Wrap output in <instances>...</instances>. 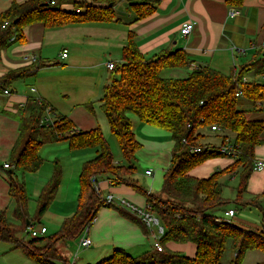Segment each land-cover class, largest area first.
<instances>
[{
    "label": "trees",
    "instance_id": "1",
    "mask_svg": "<svg viewBox=\"0 0 264 264\" xmlns=\"http://www.w3.org/2000/svg\"><path fill=\"white\" fill-rule=\"evenodd\" d=\"M114 1L25 0L18 3L10 0L8 7L0 12V54L9 45L24 43L22 31L32 24L58 28L78 23H120L114 10L117 2ZM226 3L239 8L243 0H226ZM157 4L158 0H128V10L134 16L130 23L150 16L156 11ZM63 5H71L72 10L63 9ZM40 68L7 72L0 78V92L7 90L14 80L30 76ZM164 70H181L186 75L181 79L162 77ZM110 71L109 82L103 88L99 101L100 109L125 165L114 164L110 147L98 127L89 131H73L74 124L63 117L51 127H44L40 124V118L45 106L34 102L28 115L17 120L18 137L10 151L13 169L7 173L8 196L14 203L13 222L7 219L5 211H0V242L20 249L25 257L36 264H56V261L65 264L61 256L57 255L55 243L78 239L83 228L92 224L97 212L103 207L117 209L148 234L140 219L124 209L106 205L96 195L91 178L111 174L119 183L133 184L145 195L146 203L164 228V235L159 241L162 250L158 252L154 248L138 257H131L124 250L116 249L109 258L96 264H221L228 242L234 253L230 264H241L249 251H259L264 264V213L259 229L236 225L219 215L229 204L222 198L221 178L237 172L240 181L235 205L256 206L264 210V190L259 205L255 203L254 197L250 200L242 198L253 171L254 150L264 144V120L247 118L248 114L264 111V84L246 83L243 78L249 71L264 76V58L255 59L236 74L232 71L225 75L207 66L190 69L188 56L182 50L163 51L146 59L134 42L133 33L129 31L127 42L121 50V61L113 64ZM236 93L249 101L252 108H239ZM84 107L89 113H94L92 103ZM130 115L136 116L143 124L170 134L173 143L170 163L159 192L147 194L135 183L122 179L127 173L136 172V153L142 148L132 132ZM211 126H217L220 130L216 133L221 137L219 146L200 143L204 138L201 132L209 131ZM48 131L58 141H67L71 150L96 148L98 154L82 165L75 214L63 222L56 234L25 242L17 235L26 232L32 221L27 211L28 197L24 184L15 179V174L36 173L41 168L43 160L39 151L45 144L42 136ZM230 133L233 134L232 139ZM228 144L232 145L233 154L227 157L220 153V148ZM194 147H199V151L193 152ZM224 157L233 159V162L208 178L196 179L189 175L192 169L206 161ZM60 183L61 172L56 166L36 200V219L45 214ZM218 217L221 218L219 222L216 221ZM169 242L192 243L195 246L194 257L187 258L169 251L165 248Z\"/></svg>",
    "mask_w": 264,
    "mask_h": 264
},
{
    "label": "crops",
    "instance_id": "2",
    "mask_svg": "<svg viewBox=\"0 0 264 264\" xmlns=\"http://www.w3.org/2000/svg\"><path fill=\"white\" fill-rule=\"evenodd\" d=\"M15 1L20 3L25 0ZM114 3V10L120 23H78L58 28H45L42 24L36 23L23 29L24 43L9 45L1 51L0 78L12 70L41 66L34 74L14 80L7 88L9 95L6 96L0 92V211H5L10 222H13L14 203L8 196L7 173L13 169L10 163V151L18 137V118L28 115L33 103L40 101L51 109L50 118L53 123L63 117L74 124V131H89L98 127L103 137L105 133L109 134V126L104 115V122L100 120V125L95 114H91L87 110L88 118L85 117L82 124L72 114L76 106H83L86 109L84 105L91 103V96L98 98L100 106L99 101L103 88L108 84L110 78V76H103L104 71L107 74L111 72L106 65L117 64L118 60L121 61V50L127 42L129 31L133 33L134 42L146 59L153 58L163 51L182 50L188 56L190 69L207 66L225 75L232 71L236 74V65L241 66L238 67L240 70L255 59L264 58V49L260 47L264 41V0H243L239 8L228 6L226 0H158L156 11L135 23H130L134 16L128 10V0H115ZM62 8L72 10L71 5H63ZM230 9H235L237 15L230 17ZM188 22L193 23V29L187 37L183 38L179 29L182 24ZM64 50L67 52V56L62 58L61 53ZM113 56H117L118 59L110 58ZM31 57H35L36 61L32 62ZM91 70L94 71L93 82L90 77V79H86L91 82L89 83L84 80L82 74H87ZM173 72L175 73L176 70H164L162 73L168 75ZM247 75L253 77L255 82L253 71H249L243 81L249 82L246 79ZM260 76L264 79V76ZM88 84H90V89L78 96L82 97L81 101L70 102L68 106L66 101H70L74 95L73 86H87ZM31 89L35 91L32 92ZM61 107H66L67 112H63ZM251 114L255 115L257 112ZM129 118L134 137L142 145V148L136 153V158L138 154L147 151L152 154L150 159L152 163L150 167L144 169L141 176L144 185H139L138 181L132 178L133 174L130 173L124 175L122 179L135 183L147 194L159 192L164 173L170 163L173 144L170 134L163 129L141 123L136 116L130 115ZM212 133L208 130L201 132L204 138L200 143L209 139V134ZM48 134L53 135L50 131L45 135ZM212 135L216 136L217 134ZM229 137L233 138V134L230 133ZM218 138L221 142V137ZM43 140L45 144L58 141L55 136ZM76 152L81 153L76 154L77 165L75 168L80 164L75 176L78 181L82 165L94 159L98 154V149L88 148ZM220 159L206 161L192 169L189 175L196 179H205L213 173L225 169L233 162L228 159L227 165L221 168ZM254 160V165L258 161L264 162V144L255 148ZM158 163L162 165L159 166ZM5 164L10 168L5 169L3 167ZM114 164L119 165L115 162ZM158 167H161L162 170ZM146 171H150L151 174L145 175ZM158 172H161V174L159 173L160 179H158ZM19 175L21 174H15L17 181L20 180ZM234 175L228 176L232 178ZM92 179H95L100 193L111 195L114 203L126 200L137 207H144L147 204L145 195L134 188L133 184L119 183L116 177L111 174L93 176ZM43 187L44 185L41 190ZM263 190L264 168L259 171L253 170L247 181L245 200L254 197L255 203L259 205ZM73 200L64 203L61 213L55 216V220L51 225L49 223V227L41 226L46 229V233L40 237L56 234L63 222L75 214L77 199L74 200L75 203L72 202ZM113 207L118 206L114 204ZM9 209L11 210L10 214L8 213ZM229 209H232L236 214L233 208H225L224 211ZM224 211L219 212V215L223 216ZM235 214L231 222L241 226L243 220H236ZM244 225L259 229L261 223L256 226ZM87 235L91 240V245L82 249L85 251L78 260L79 264H96L109 258L116 249L124 250L131 257H138L154 249L153 235H156V232L145 234L136 223L122 216L117 209L103 207L97 212L89 226ZM65 241L71 240L57 241L54 248L60 254L59 256L67 264H70L74 254H77L78 258V250L81 249H78V239L75 240L74 248L65 247L63 244ZM76 247L77 249L74 251ZM66 248L70 250L68 253L65 251ZM17 251L21 252L22 257L28 259L20 249L9 247V252ZM65 254L66 259L63 258ZM76 260L74 264H78ZM56 264L62 263L56 261Z\"/></svg>",
    "mask_w": 264,
    "mask_h": 264
},
{
    "label": "rangeland",
    "instance_id": "3",
    "mask_svg": "<svg viewBox=\"0 0 264 264\" xmlns=\"http://www.w3.org/2000/svg\"><path fill=\"white\" fill-rule=\"evenodd\" d=\"M8 2H9V0H0V12H2L3 10H5L8 7V5H9ZM116 57L117 56H113L110 58H115L117 60L118 58H116ZM119 62L120 61L118 60L117 63H119ZM238 67H241V66L236 65L237 72L239 70ZM104 72H105L103 75L104 77L110 76L109 73L107 74L106 71H104ZM184 72L185 71L177 70L175 73L174 72L169 73L168 75L166 73H162L161 76L162 77H173L175 79H181V78L185 77V75H186ZM93 75H94L93 70L88 71L87 74H82V76L85 78L84 80L90 79V77H91L90 80L92 82H93V80H92ZM99 75L96 77L98 78ZM254 77H255L254 79H255L256 83L264 84V79L260 75H254ZM246 79H247V81H249L246 83L254 82L253 77H251L250 75H247ZM86 81H88V80H86ZM88 82L91 83L90 81H88ZM73 87H74V95L71 97L70 101H66L68 106H69L70 102L72 103L74 101H77V102L81 101L82 97H78V96L81 95L82 93H85L88 89H90V84H88L87 86L74 85ZM91 87H92V84H91ZM91 99H92V101H90V102L92 103L95 118L97 119V121L101 125L100 120H102L104 122V117H103L102 111H101L99 103H98V98H96L95 96H91ZM63 102H65V101H63ZM238 106H239V108H242V109H251L252 108V104L242 97L238 98ZM74 109H75V111L73 112L72 115L78 120V122L80 124H82L84 121V118L85 117L88 118L89 113L86 111V109L83 108V106L82 107L76 106ZM61 110L63 112H67L66 107H61ZM69 110L70 109L68 107V111ZM247 118L249 120H252V119L264 120V112H257V114H255V115L248 114ZM105 124H106V121H105ZM73 131H74V129H73ZM108 132H109V134L108 133L104 134V139L110 147L114 162L116 164H119V165H125V162H124V160L120 154V151L118 149L117 143H116L114 137L111 135L109 129H108ZM212 134H214V133H212ZM212 134H209L210 138L201 144L202 145L218 146V144L220 143V140L218 138L219 136L217 134L216 135L217 137H216L215 135H212ZM53 137H54V135H52V134L42 136L43 139H45V138L51 139ZM93 150H95V149H93ZM76 151L77 150L69 149L67 141H57V142L52 141V142L46 143L41 147V149L39 151V156L43 160V164H42L41 168L34 174L33 173H27V174H23V175L21 174L22 176L21 175L18 176V178L20 179L19 181H22L24 183L25 192H26V195L28 197V205H27L28 215H29L30 220L32 221L33 229L36 230L37 232H39L42 225L49 227V223H50V225L52 224V222L55 220V216L61 213V208L65 202H70L73 199L76 201V199H77V196L79 193V188H78L79 183H78V181H76L77 178L75 179V176H76V171L79 169L80 164L77 166V168H75L77 165L76 154H81V153L76 152ZM81 156H83V155H81ZM151 157H152V154H150L147 151H144L141 154L137 155L136 173L133 174L132 178L134 180H137L139 185L140 184L144 185L141 176L143 175L144 169L146 167L147 168L150 167V164L152 163V161H150ZM139 158H140V160H139ZM228 159L233 160V159L227 158V157L220 159L221 160L220 161L221 168L227 165L226 161H229ZM158 164H159V166L162 165L161 163H158ZM56 166L59 167L60 172H61V183H60V186H59L58 191H57L58 193L56 194L53 202L51 203V205L49 206V208L47 209L45 214L43 216H41L40 218L36 219L35 217H36V208H37V202H36L37 197L41 191L42 185H45V183L48 182V180L52 176V173H53L54 168ZM158 168L160 170H162L161 167H158ZM159 173L161 174V172H158V179H160ZM238 174H239V172H237L232 178H229L228 175H225L221 179V182L223 184L222 198L224 199V201L229 203L225 207L226 208H233L236 211L235 219L236 220H243V222H242L243 224L241 225L242 227H249L248 225H244V224L256 226L263 221L264 210H259L258 207H256V206H247V207H241L240 206L241 207V209H240V207L238 205H235L234 201L238 197L237 191H238V186H239V181H240V177ZM107 196H108V194H105V193L101 194L102 200H104ZM242 198H243V200H245L244 194H243ZM74 200L72 201L73 203H75ZM140 208H142V207H140ZM10 212H11V210L9 209L8 213L10 214ZM62 215H63V213H62ZM235 219H233V220L235 221ZM155 230H156V228H153V231H155ZM17 237L19 239L24 240L25 242L33 239V237H31L30 233H27V232L20 233L17 235ZM154 243H155V241H154ZM59 244H62V243H59ZM63 244L65 247L74 248L76 246L75 240L65 241V242H63ZM10 246L11 245H9L5 242H0V264H36L35 262L22 257V254L20 251L9 252ZM165 248L171 252L177 253V254L184 256V257H187V258H193L195 255V246L192 243L169 242L165 245ZM76 249H77V247L75 248L74 251H76ZM65 251L68 253V251H70V250H69V248H66ZM84 251L85 250H82V249L78 250V258L76 260V262L78 264H79L78 260L81 258V256H82L81 254ZM57 255H60V254L57 252ZM233 257H234V253L232 252V249L230 247V243L228 242L227 246L225 248L223 258L221 260V264H230L231 261L233 260ZM63 258H65V259L67 258L66 254L64 255ZM262 260H263V257L259 251H249L244 256L241 264H262Z\"/></svg>",
    "mask_w": 264,
    "mask_h": 264
},
{
    "label": "built area",
    "instance_id": "4",
    "mask_svg": "<svg viewBox=\"0 0 264 264\" xmlns=\"http://www.w3.org/2000/svg\"><path fill=\"white\" fill-rule=\"evenodd\" d=\"M76 13H79V10L75 9ZM237 15V11L235 9H230L229 10V16L230 17H234ZM193 29V23L188 22V23H184L182 24L181 28L179 29V33L180 35L185 38L187 37L191 31ZM253 47H255V45H253ZM260 47L262 49H264V41L260 44ZM67 56V52L64 50L61 53V57L65 58ZM30 60L32 62L36 61L35 57H31ZM108 70H112L113 69V64L109 63L106 65ZM32 92H34V89H31ZM4 95H9V91L8 90H4L3 91ZM236 97H240V93H236L235 95ZM37 104L40 106H45L42 104V102L37 101ZM50 114H51V109L48 106H45L44 110H43V114L40 118V124L44 127H51L53 125V122L50 118ZM209 131L213 132V133H218L220 132L219 128L217 126H211L209 127ZM57 136L59 137L60 135L57 134ZM193 152H197L199 151V147H194ZM220 153L225 155V156H231L233 154V147L232 145L228 144L225 146H222L220 148ZM5 169L10 168L9 165L5 164L3 166ZM264 168V162L262 161H258L254 167L253 170L255 171H259L261 169ZM151 172L150 171H146L145 175H150ZM92 183L94 184L95 187V193L96 195L101 197V193L99 191V189H97L96 186V182L95 179L91 180ZM102 198V197H101ZM104 203L106 205H114L116 204L118 207L126 210L127 212H129L130 214L134 215L135 217H137L138 219H140L142 221V223L145 225L146 229L148 230V232H156V235H153L154 238V248L160 252L162 250V247L159 243L160 238L164 235V228L160 222V220L156 217V215L152 212V209L150 207V205L146 204L144 207L140 208L137 206H134L133 204H130L129 202L125 201V200H120L117 203H114L113 201V197L111 195H108L104 200ZM235 212L232 209H229L227 211L224 212L223 214V218L226 220H231L234 217ZM217 222L221 221V218L218 217L216 219ZM153 228H156L155 231H153ZM88 230L89 227H84L82 230V233L80 235V238L78 239V249H86L88 247H90L91 245V240L88 237ZM27 233H30L31 237L33 238H37L40 237L42 235H44L46 233V229L44 227H41L39 232H37L36 230L33 229L32 225H29L26 229ZM77 259V254H74L73 256V260L70 264H74V261Z\"/></svg>",
    "mask_w": 264,
    "mask_h": 264
},
{
    "label": "water",
    "instance_id": "5",
    "mask_svg": "<svg viewBox=\"0 0 264 264\" xmlns=\"http://www.w3.org/2000/svg\"><path fill=\"white\" fill-rule=\"evenodd\" d=\"M113 4H110V6H112ZM26 224H28V223H26Z\"/></svg>",
    "mask_w": 264,
    "mask_h": 264
}]
</instances>
